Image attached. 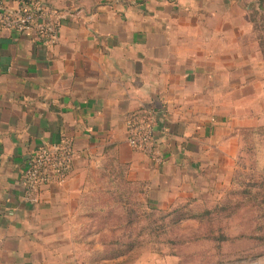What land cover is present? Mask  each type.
<instances>
[{"label":"crops","instance_id":"0c3cea01","mask_svg":"<svg viewBox=\"0 0 264 264\" xmlns=\"http://www.w3.org/2000/svg\"><path fill=\"white\" fill-rule=\"evenodd\" d=\"M255 2L44 0L64 15L56 44L0 31V264H89L74 236L88 232L95 173L99 188L121 167L150 207L198 198L203 175L232 163L240 129L260 123ZM148 108L161 164L126 143L127 118ZM62 138L77 151L69 176L25 201L27 157Z\"/></svg>","mask_w":264,"mask_h":264},{"label":"rangeland","instance_id":"374dc122","mask_svg":"<svg viewBox=\"0 0 264 264\" xmlns=\"http://www.w3.org/2000/svg\"><path fill=\"white\" fill-rule=\"evenodd\" d=\"M255 3L258 7L252 18L264 60V0H256ZM256 101L264 103V90ZM263 110L264 105L259 108V113H262L259 115L260 123L240 129L232 163L225 165L222 160L223 164L216 171L206 172L201 179L202 190L191 206L195 212H199L197 205L200 204L215 209L211 211L209 220L162 218L156 210H149L150 206L146 205L141 194L133 196L138 207V217L130 224L133 238L137 241L131 253L132 259L135 257L129 263L130 254H123V264H264V133H257L258 128L264 127ZM243 129L255 131L242 139ZM94 175L95 182L91 181L89 185L94 191L89 193L91 200L100 197V203H89V206L101 208L107 195L101 194L102 186L95 187L99 176L97 173ZM145 212L153 215L151 220L146 218ZM105 213L84 211L81 224L88 232L74 236L75 243L90 245L89 264H114L108 260L113 253L107 244L114 236L110 229L117 219H102ZM121 230L125 239L128 230L126 227ZM221 237L227 240L215 241ZM98 243L103 250L92 249ZM98 257L101 259L97 263Z\"/></svg>","mask_w":264,"mask_h":264},{"label":"built area","instance_id":"2783aa9c","mask_svg":"<svg viewBox=\"0 0 264 264\" xmlns=\"http://www.w3.org/2000/svg\"><path fill=\"white\" fill-rule=\"evenodd\" d=\"M63 13L44 6V0H20L13 9L0 7V31L17 35L34 33L43 45L58 41ZM126 143L154 164H161L164 156L158 147L157 115L148 108L132 113L125 122ZM77 155L69 138L53 144H44L27 157L22 173L23 198L34 202L41 190L51 184L64 182L70 174L72 161Z\"/></svg>","mask_w":264,"mask_h":264},{"label":"trees","instance_id":"16d2710c","mask_svg":"<svg viewBox=\"0 0 264 264\" xmlns=\"http://www.w3.org/2000/svg\"><path fill=\"white\" fill-rule=\"evenodd\" d=\"M258 6L255 8H252L251 12V18H252V13L255 9H257ZM254 21V18H252ZM255 130H249V129H243L241 130L242 134V139L244 137H249L252 132ZM257 133L263 134L264 133V127L263 128H258ZM253 135V134H252ZM113 172L111 171L109 176V182H105L103 184V189L101 194H106L107 199L103 203L104 205L100 207H96L95 205L89 206V203H100V197L92 198L90 199L88 203V208L87 211L90 212H106L102 217V219H107L111 218L113 220L117 219L116 222H114V226L111 227L110 232L114 234L112 240L107 244L108 245V250L112 251L113 255L108 257V260L114 261V264H123L122 256L125 253H129L130 257L128 259L129 263L134 259L131 257V253L133 248H135V243L137 242L133 238V233H132V226L130 224L131 220H135L138 217V210H137V202L134 201L133 196H136L137 194H141V189L138 187L137 184L127 181L124 175V171L121 167H118L117 171L112 175ZM191 202L195 203L194 199H188L187 201L179 204H175L169 207V209H161V208H152L148 207L150 211L156 210L159 214L160 217L166 218V217H171V218H177V219H185V218H194L197 220L204 221L205 219L209 220V217L211 215V211L215 209H211L210 207H207L203 204L197 205V208L199 209V212H195L192 210ZM147 205V204H146ZM107 206H109L107 208ZM145 208V206L143 205ZM227 209V208H226ZM221 209H218L217 211H220ZM155 211V212H156ZM146 213V218L147 219H152V214L150 215L149 213ZM123 220V221H122ZM123 222L125 226L123 227ZM117 225V226H116ZM129 225V226H128ZM153 225V224H152ZM127 228V231L125 236L126 238L123 239L122 236V230L121 228ZM154 227V226H153ZM125 231L123 233H125ZM119 235H116V234ZM146 234V233H145ZM211 239V238H210ZM227 238L225 239L224 237L221 238H215V241L219 242H224L226 241ZM219 244V243H216ZM126 257V256H125ZM120 259V260H118ZM117 260V261H116Z\"/></svg>","mask_w":264,"mask_h":264}]
</instances>
